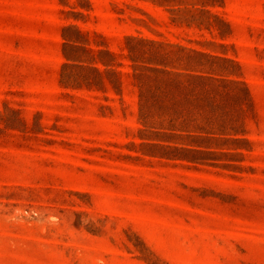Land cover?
Segmentation results:
<instances>
[{"label":"rangeland","instance_id":"obj_1","mask_svg":"<svg viewBox=\"0 0 264 264\" xmlns=\"http://www.w3.org/2000/svg\"><path fill=\"white\" fill-rule=\"evenodd\" d=\"M0 264H264V0H0Z\"/></svg>","mask_w":264,"mask_h":264}]
</instances>
